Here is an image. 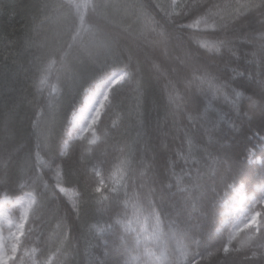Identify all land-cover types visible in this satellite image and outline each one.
Returning a JSON list of instances; mask_svg holds the SVG:
<instances>
[{"label": "snow or ice", "instance_id": "snow-or-ice-1", "mask_svg": "<svg viewBox=\"0 0 264 264\" xmlns=\"http://www.w3.org/2000/svg\"><path fill=\"white\" fill-rule=\"evenodd\" d=\"M97 7L93 0H57L43 5L41 23L54 29L61 26V17L67 14V50L59 58L55 50L43 56L34 54L29 61L30 75L26 73V82L20 87L5 78L6 96L16 94L23 104L13 98L4 105L0 188L12 191L17 182L25 180L21 189L33 190L26 199L18 198L21 210L18 222L9 223L8 241L0 234V264H17L30 213L31 222L40 226L45 223L43 211L61 205L67 209L62 217L52 213L56 220L49 236L53 247L46 248L45 258L37 256L33 264H76L65 258L79 254V237L72 236L76 228L69 213L79 219L82 211L118 201L121 191L122 214L110 216L104 226L97 221L81 230L96 241V247L108 250L110 243L117 247L114 255L110 250L105 252L111 259H92L89 264H202V221L230 217L234 210L243 211L237 204L245 203L244 226L259 236L243 254V264H264V207L254 209L256 204L264 206V0H184L182 4L176 0H146L134 6L140 34L153 37L150 43L162 57L161 62L152 57L146 62L150 77L163 85L162 94L167 93L165 102L157 106L163 115L151 130L140 120L135 137L125 135L117 141L112 187H105L101 181L90 190L81 187L71 158L66 159L67 148L79 135L78 126L81 133L92 131L95 137L98 122L103 124L101 117L113 113L124 89L139 75L129 72L125 65L123 70L94 78L89 87L81 83L82 107L73 106L71 119L63 110L61 82L74 87L81 77L76 74L64 80L59 73L66 70L68 50L85 35L94 34L85 17ZM193 29L195 32H191ZM185 32L197 39L196 49L190 41L185 45L180 35ZM206 35L217 38L207 40L203 38ZM38 47L29 44V49ZM201 48L218 55L223 66L213 67L202 60L198 55ZM190 66L189 74L186 70ZM54 74L56 83L52 82ZM136 82L138 88L142 86L141 80ZM26 88L35 90L31 99L23 95ZM257 118L259 123L255 124ZM123 124L117 117L109 132H118ZM246 125L251 127L245 131ZM237 130L244 135L242 147L230 138ZM109 132L102 133L100 143ZM89 144L99 147L95 138ZM89 151L94 153L95 148H82L83 153ZM257 154L261 161L253 173ZM48 172L53 173L54 183L43 179ZM133 177L140 181L139 193L129 191ZM254 182L255 187H251ZM246 185L251 187L250 197H243L248 191ZM222 250L228 254L229 245L224 244ZM36 251L34 248L33 253Z\"/></svg>", "mask_w": 264, "mask_h": 264}, {"label": "trees", "instance_id": "trees-1", "mask_svg": "<svg viewBox=\"0 0 264 264\" xmlns=\"http://www.w3.org/2000/svg\"><path fill=\"white\" fill-rule=\"evenodd\" d=\"M55 2L57 0H0V123L4 120L3 109L6 100L16 98L18 103L23 104L22 98L17 97L16 94L6 96L3 90L5 78L7 77L10 82L15 83L16 87H20L26 82V73L30 75L29 69L31 66L29 61L34 54L43 56L55 50L59 58L61 52L67 50V44L70 42L69 34L65 30V26L69 23L67 14L62 15V24L58 29H54L52 25L41 23L43 19L41 14L42 6ZM93 2L98 7L95 11L89 10L88 15L85 17V22L92 26L94 34L85 35L72 49L68 50V55L65 58L66 70L59 73L64 80L76 74L81 77V80L74 87H65L63 82H61L63 91L61 105L63 110L68 113L69 119H71L73 106L77 109L82 106L80 104L82 98L81 83L84 87H89L94 78L110 74L117 69L123 70L125 65L129 66L127 69L129 72L138 73L139 75H137L136 80L131 81L124 89L121 103L113 110V113L108 117H101L103 124L98 122L96 127L99 131H96V142L99 147H96L95 144L90 145L89 134H85L81 138L72 140L67 148L68 157L66 159L71 158L76 171L79 173L81 187L86 186L90 190L100 186L101 181H103L105 187H112L115 157L118 155L117 141L125 135L135 137L136 128L140 120L145 122L148 129L151 130L155 126L158 116L163 115L162 111H157V106L165 102L167 95L166 92L162 94L163 85L157 84L148 72L146 58L152 57L157 62H161L162 57L159 49L150 43L153 37L150 34L144 36L140 34V23L134 6L146 2V0H93ZM153 2H156V0H153ZM161 2L168 3L169 0H161ZM176 2L182 4L184 0H176ZM185 23H188V21H185ZM191 32H195V30L193 29ZM180 35L186 46L190 41L193 49L198 47L197 39L190 32ZM203 38L214 40L217 37L206 35ZM30 43H35L39 47L37 49H29ZM198 55L213 67L223 66L222 60L218 55L214 56L203 48L200 49ZM224 58L226 59L227 55ZM191 70L190 66L186 71L190 74ZM17 77H19V82H17ZM137 80L142 81V86L139 88ZM52 82L56 83L55 74ZM34 91V89L26 88L23 95L31 99ZM138 96L139 106H137ZM223 103V100H221L220 104L222 105ZM117 117L123 119L124 124L119 127L118 132H109L113 120ZM254 123H259L258 118ZM247 127L251 126L246 125L245 131ZM103 132H109V135L103 143H100L103 138ZM230 138H235L238 146L242 147L245 143L244 135L239 130L235 133V137ZM82 148H95V152L83 153ZM241 161H243V157H241ZM260 161L261 157L257 154L255 156V164L252 167L253 173L258 170ZM162 162L161 160L160 163L162 164ZM43 171L47 172L48 170L44 169ZM43 179L55 182L51 172H48ZM23 183H25V180L17 182L12 191L0 188V200L4 199L6 195L8 199L13 200L33 190L32 187L21 189L20 185ZM139 183L140 181L136 177L130 180V193L133 191L139 193L141 191ZM2 184L3 178H0V185ZM28 184H31L30 180ZM251 187H255V182ZM251 187L246 185L248 191L244 193L245 196L250 197L252 195ZM123 200L124 193L121 191L118 201L113 203L106 202L104 207L96 206L88 212L82 211L79 219L76 218L75 214L69 213L70 222L76 228L72 236L74 238L79 237V254L70 255L65 257L66 259H73L76 264H89L92 259L106 260L112 258L111 255H105V252L110 250L114 255L117 251L115 243H110L108 250L103 247H96V241L86 231L81 234V230L85 229L89 223L97 221L99 226H104L110 216L114 217L118 213L122 214L124 211L122 207ZM245 204L247 205V203ZM262 207L264 206L256 204L254 209L259 211ZM53 211H55L57 216L62 217L67 209L63 205L59 206L58 209L55 206H49L42 213L45 223L40 226H38V223L34 224L31 222L30 213L29 222L25 224L24 236L21 237V246L17 252V264H33V260L37 256L39 259H44L47 255L45 249L53 247V242L49 240L53 229L56 228ZM129 211H131L130 205ZM224 218L221 217L215 221L207 218L202 221L203 235L205 237L202 243L204 254L202 264H243V254L247 251L252 241L259 236L258 232H253L250 229L244 231L241 237L247 234L252 236L249 244L239 247L237 245L238 239H235L231 243L232 248L229 253L225 254L222 248L224 244H228L231 225L230 223L224 224ZM197 238L199 239L200 237L198 236ZM75 246L76 240L73 239L72 247ZM34 248L37 250L36 253H33ZM216 248H220L221 251L217 253L215 251ZM155 250L153 248V251ZM42 252H45V255H40ZM209 252H212L213 255L209 256Z\"/></svg>", "mask_w": 264, "mask_h": 264}, {"label": "rangeland", "instance_id": "rangeland-1", "mask_svg": "<svg viewBox=\"0 0 264 264\" xmlns=\"http://www.w3.org/2000/svg\"><path fill=\"white\" fill-rule=\"evenodd\" d=\"M77 133H79V135H77L76 138H81L85 134H89V137H88L89 141L93 140L94 138L97 139L96 135L95 137L93 136L92 131L81 133L79 126L77 127ZM235 195L236 194L234 193L233 196ZM243 197H248V196H245L243 194ZM18 198L26 199V195H23ZM18 198H15L13 200L7 199V201H5V198L0 200V234H2L3 237L5 238V242L8 241L9 223L15 224L18 222V218H19V214L21 210L20 205L18 203ZM237 208H240L243 211L237 212L234 210L230 217H225L223 220V223L225 220H230L231 227H230V235H229V241H228L229 250L232 248L231 243L235 239L236 240L238 239L237 245L239 247L248 245L252 239V236L250 234H247L244 237H241L242 233L249 229L244 226V221L247 219V217L243 213L244 211L247 210V205L237 204ZM13 231H15V228H13Z\"/></svg>", "mask_w": 264, "mask_h": 264}]
</instances>
